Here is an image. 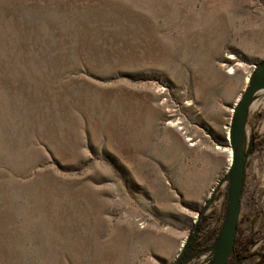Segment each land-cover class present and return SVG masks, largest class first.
<instances>
[{
  "label": "rangeland",
  "instance_id": "obj_1",
  "mask_svg": "<svg viewBox=\"0 0 264 264\" xmlns=\"http://www.w3.org/2000/svg\"><path fill=\"white\" fill-rule=\"evenodd\" d=\"M264 0H0V264H210ZM237 236L264 264V89Z\"/></svg>",
  "mask_w": 264,
  "mask_h": 264
},
{
  "label": "water",
  "instance_id": "obj_2",
  "mask_svg": "<svg viewBox=\"0 0 264 264\" xmlns=\"http://www.w3.org/2000/svg\"><path fill=\"white\" fill-rule=\"evenodd\" d=\"M263 89L264 63L255 67V70L249 75L247 86L240 95L231 118L227 139L228 146L232 152V160L228 168L230 179L229 203L225 220L215 245V255L210 264H227L235 244L245 170L242 151L244 150L246 118L252 99L257 92Z\"/></svg>",
  "mask_w": 264,
  "mask_h": 264
},
{
  "label": "trees",
  "instance_id": "obj_3",
  "mask_svg": "<svg viewBox=\"0 0 264 264\" xmlns=\"http://www.w3.org/2000/svg\"><path fill=\"white\" fill-rule=\"evenodd\" d=\"M254 234L250 236H237L235 239V244L230 255V258L237 260L246 259L249 256V250L254 244Z\"/></svg>",
  "mask_w": 264,
  "mask_h": 264
},
{
  "label": "bare ground",
  "instance_id": "obj_4",
  "mask_svg": "<svg viewBox=\"0 0 264 264\" xmlns=\"http://www.w3.org/2000/svg\"><path fill=\"white\" fill-rule=\"evenodd\" d=\"M227 139H228V129H227V132H226V140H227ZM247 141H248V139L245 138V139H244V145H247ZM221 151H222L223 153H225L226 162H227V169H228L229 166H230V162H231V160H232V152H231L229 146H227L226 148L221 149Z\"/></svg>",
  "mask_w": 264,
  "mask_h": 264
},
{
  "label": "flooded vegetation",
  "instance_id": "obj_5",
  "mask_svg": "<svg viewBox=\"0 0 264 264\" xmlns=\"http://www.w3.org/2000/svg\"><path fill=\"white\" fill-rule=\"evenodd\" d=\"M232 253V252H231ZM230 258V257H229ZM229 260V259H228ZM228 262V261H227Z\"/></svg>",
  "mask_w": 264,
  "mask_h": 264
}]
</instances>
